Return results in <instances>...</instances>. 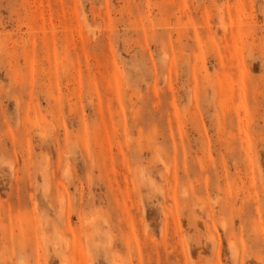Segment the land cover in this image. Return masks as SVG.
I'll return each mask as SVG.
<instances>
[{"label": "rangeland", "instance_id": "obj_1", "mask_svg": "<svg viewBox=\"0 0 264 264\" xmlns=\"http://www.w3.org/2000/svg\"><path fill=\"white\" fill-rule=\"evenodd\" d=\"M0 264H264V0H0Z\"/></svg>", "mask_w": 264, "mask_h": 264}]
</instances>
